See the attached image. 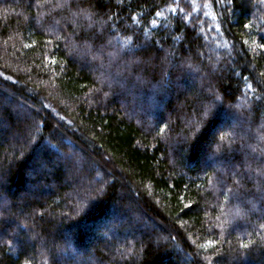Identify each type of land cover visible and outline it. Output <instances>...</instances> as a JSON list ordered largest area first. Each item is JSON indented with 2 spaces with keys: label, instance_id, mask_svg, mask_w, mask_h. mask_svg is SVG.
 I'll use <instances>...</instances> for the list:
<instances>
[{
  "label": "trees",
  "instance_id": "obj_1",
  "mask_svg": "<svg viewBox=\"0 0 264 264\" xmlns=\"http://www.w3.org/2000/svg\"><path fill=\"white\" fill-rule=\"evenodd\" d=\"M261 44L264 0H0V264H264Z\"/></svg>",
  "mask_w": 264,
  "mask_h": 264
},
{
  "label": "rangeland",
  "instance_id": "obj_2",
  "mask_svg": "<svg viewBox=\"0 0 264 264\" xmlns=\"http://www.w3.org/2000/svg\"><path fill=\"white\" fill-rule=\"evenodd\" d=\"M15 108H17L20 112H22V114L23 115H25L26 113H27V110L26 109H28L29 110V108L27 107H23V108H21L20 106H17V107H15ZM26 108V109H25ZM32 108V107H31ZM33 110H35V111H37V109H35V108H32ZM76 156H77V153L75 154ZM18 200H20V197H19V199ZM19 203V202H18Z\"/></svg>",
  "mask_w": 264,
  "mask_h": 264
},
{
  "label": "snow or ice",
  "instance_id": "obj_3",
  "mask_svg": "<svg viewBox=\"0 0 264 264\" xmlns=\"http://www.w3.org/2000/svg\"><path fill=\"white\" fill-rule=\"evenodd\" d=\"M229 2H231V0H229ZM245 27H248V25H245ZM260 47H261V48H264V44H261ZM208 114H209V113L206 111V112H205V115H208Z\"/></svg>",
  "mask_w": 264,
  "mask_h": 264
}]
</instances>
